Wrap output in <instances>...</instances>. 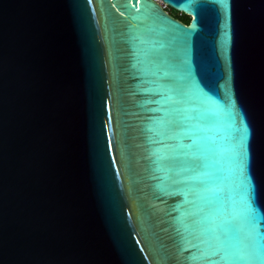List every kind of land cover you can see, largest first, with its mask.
I'll use <instances>...</instances> for the list:
<instances>
[{
	"label": "water",
	"instance_id": "1",
	"mask_svg": "<svg viewBox=\"0 0 264 264\" xmlns=\"http://www.w3.org/2000/svg\"><path fill=\"white\" fill-rule=\"evenodd\" d=\"M160 1L0 0V264H225L240 158L264 206V0Z\"/></svg>",
	"mask_w": 264,
	"mask_h": 264
},
{
	"label": "snow or ice",
	"instance_id": "2",
	"mask_svg": "<svg viewBox=\"0 0 264 264\" xmlns=\"http://www.w3.org/2000/svg\"><path fill=\"white\" fill-rule=\"evenodd\" d=\"M238 177L239 188L227 217L215 225L209 221L204 236L217 255L223 253L220 260L225 264H264V227L258 224V220H264V206L259 203L257 185L247 174L246 163L241 158Z\"/></svg>",
	"mask_w": 264,
	"mask_h": 264
},
{
	"label": "trees",
	"instance_id": "3",
	"mask_svg": "<svg viewBox=\"0 0 264 264\" xmlns=\"http://www.w3.org/2000/svg\"><path fill=\"white\" fill-rule=\"evenodd\" d=\"M167 11L169 14L173 15V16H176L178 18H181L185 23L188 21L189 17L182 14V13H178L177 11L173 10V9H170V8H167Z\"/></svg>",
	"mask_w": 264,
	"mask_h": 264
},
{
	"label": "built area",
	"instance_id": "4",
	"mask_svg": "<svg viewBox=\"0 0 264 264\" xmlns=\"http://www.w3.org/2000/svg\"><path fill=\"white\" fill-rule=\"evenodd\" d=\"M158 2H160L162 5H163V8H164V10L166 9V6H165V4H163V2L162 1H160V0H157ZM166 11V10H165Z\"/></svg>",
	"mask_w": 264,
	"mask_h": 264
},
{
	"label": "bare ground",
	"instance_id": "5",
	"mask_svg": "<svg viewBox=\"0 0 264 264\" xmlns=\"http://www.w3.org/2000/svg\"><path fill=\"white\" fill-rule=\"evenodd\" d=\"M157 1V0H156Z\"/></svg>",
	"mask_w": 264,
	"mask_h": 264
}]
</instances>
